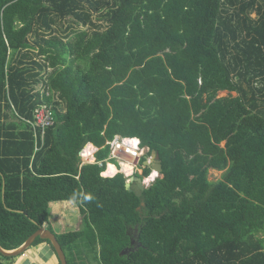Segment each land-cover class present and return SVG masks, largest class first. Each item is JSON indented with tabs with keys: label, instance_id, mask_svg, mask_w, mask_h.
Instances as JSON below:
<instances>
[{
	"label": "trees",
	"instance_id": "16d2710c",
	"mask_svg": "<svg viewBox=\"0 0 264 264\" xmlns=\"http://www.w3.org/2000/svg\"><path fill=\"white\" fill-rule=\"evenodd\" d=\"M65 20L87 31L59 37ZM39 85L58 99L43 139ZM116 135L159 155L139 198L80 160ZM64 201L83 222L56 235L71 264H264V0H0V247Z\"/></svg>",
	"mask_w": 264,
	"mask_h": 264
},
{
	"label": "built area",
	"instance_id": "2783aa9c",
	"mask_svg": "<svg viewBox=\"0 0 264 264\" xmlns=\"http://www.w3.org/2000/svg\"><path fill=\"white\" fill-rule=\"evenodd\" d=\"M39 96L41 99L43 97H51L52 103L48 104L43 102L38 104V106L33 110L32 120L26 121V123L32 129L34 137L40 135L43 139L45 131L54 124L55 118L53 113V104L58 99L55 93L49 92L47 89H44V87L39 90ZM105 146L109 147V156L103 161H96V158H94L95 153L99 150L98 148H93L94 152H92L91 156L87 158L83 156V152L85 151V149H83L79 153L80 158L82 159V165L96 164L98 167L103 168L104 171L100 174L103 178H112L117 174H122L126 183L129 182L131 177L139 176L145 187H149L157 178H159L160 174H157V176L153 178L151 182H146L152 177L155 171L150 169L151 158L148 156V149L141 148L140 141L137 138L116 135L113 140L107 141ZM143 149H147V151H144ZM112 160H116L119 167H117L115 164H110L109 161ZM144 161L147 162L148 166L144 165ZM124 166L131 168L129 174H126L123 170ZM109 167H113L115 169V173L112 176L106 177L105 174L109 171ZM146 169H150L151 171L147 176L144 175V171Z\"/></svg>",
	"mask_w": 264,
	"mask_h": 264
},
{
	"label": "water",
	"instance_id": "95a60500",
	"mask_svg": "<svg viewBox=\"0 0 264 264\" xmlns=\"http://www.w3.org/2000/svg\"><path fill=\"white\" fill-rule=\"evenodd\" d=\"M150 158V169L156 171L158 174H161L162 166L158 153L156 151H151ZM143 163L144 165H147L146 161H144ZM125 189L126 191L133 193L136 197L139 198L146 188L139 177L133 176L129 179V182L125 183ZM36 238L48 241L58 259L59 264H67L65 254L56 238V235L53 234L45 226L39 227L38 230L34 232L31 236H29L26 241L17 249L6 251L0 247V254L5 257L21 256L28 249L31 248Z\"/></svg>",
	"mask_w": 264,
	"mask_h": 264
},
{
	"label": "rangeland",
	"instance_id": "374dc122",
	"mask_svg": "<svg viewBox=\"0 0 264 264\" xmlns=\"http://www.w3.org/2000/svg\"><path fill=\"white\" fill-rule=\"evenodd\" d=\"M94 19H95V17H94ZM63 23H64L63 30L57 32L59 37H61L62 35L68 34V31H65L68 25H72V27L75 31H81V30L87 31V27H79V26L73 25V23L70 20H65ZM96 24H100V23H96ZM30 41L31 42L33 41V37H30ZM42 87H43L42 85L37 86L35 91L41 90ZM236 95H237L236 93L219 92L218 98H223V97H227V96L235 97ZM257 98H259V97L257 96ZM222 145H223V143H222ZM143 150L147 151V149H143ZM93 152H94V149H93ZM108 156H109V153H108ZM108 156L104 160H106L108 158ZM79 157H80V155H79ZM80 160L82 161L81 158H80ZM101 161H103V160H101ZM111 163H113L117 167H119L118 162L116 160H112ZM222 173L223 172L216 171V170H209L208 179L210 181H216V180L220 179ZM111 175H113V174H111ZM159 178H161V175L159 176ZM149 182H151V181H149ZM74 205H72V206H74ZM61 221H63V222H60V221H55V222L48 221L47 222L48 228L52 230L53 234L59 235L61 232V229L63 227H64L63 231H66V233H69L70 231L73 232V230L81 229L83 226L82 217H81L78 209L75 207L64 209V214H63V216H61ZM73 223H75L76 225ZM30 250H31V248L27 251L29 252ZM28 252H26L24 254H27ZM29 253H31V252H29ZM24 254H22V255H24ZM66 257L71 264L70 257H69L68 253H66Z\"/></svg>",
	"mask_w": 264,
	"mask_h": 264
},
{
	"label": "crops",
	"instance_id": "0c3cea01",
	"mask_svg": "<svg viewBox=\"0 0 264 264\" xmlns=\"http://www.w3.org/2000/svg\"><path fill=\"white\" fill-rule=\"evenodd\" d=\"M89 146H91V145H89ZM86 148H87V146L85 147V149ZM92 152H93V148H92L91 152H89L88 154L90 155V154H92ZM74 204H75L74 202H65V201L64 202H53V203H50L48 205V209H49L48 221H52V222L60 221V222H63V221H61V216H63V214H64V209L72 208V207H75V208L78 209L77 204H75V205ZM72 205H74V206H72ZM73 224H75V223H73ZM45 226L48 228L47 224H45ZM63 230H64V227L61 229L60 235L66 233V231H63ZM77 230H79V229H77ZM73 231H76V230H73ZM70 232H72V231H70ZM42 244H44V243H40V244H38V245H36L34 247H31V250L29 251L31 253L26 251V252H28L27 254L18 256L16 258V260L14 261V264H59L58 259H57L56 255H55L53 249L47 243L45 245H47V247L50 249L51 253L53 254L52 258H49V259L45 260L44 258H40L37 255L38 250H36V248L42 247Z\"/></svg>",
	"mask_w": 264,
	"mask_h": 264
},
{
	"label": "bare ground",
	"instance_id": "6f19581e",
	"mask_svg": "<svg viewBox=\"0 0 264 264\" xmlns=\"http://www.w3.org/2000/svg\"><path fill=\"white\" fill-rule=\"evenodd\" d=\"M91 150H92V147H91V146H87V148L85 149V151H84V153H83V156H84L85 158L90 157L91 154L89 155L88 153L91 152ZM90 160H91V159H90ZM123 170L125 171L126 174H129L130 171H131V168L128 167V166H124V167H123ZM109 173H110V174H114V173H115V169H114L113 167H109ZM157 174H158V173L155 171L154 174L152 175V177H151L150 179H148L146 182L149 183V181H152L153 178H155V177L157 176Z\"/></svg>",
	"mask_w": 264,
	"mask_h": 264
},
{
	"label": "clouds",
	"instance_id": "9594fccd",
	"mask_svg": "<svg viewBox=\"0 0 264 264\" xmlns=\"http://www.w3.org/2000/svg\"><path fill=\"white\" fill-rule=\"evenodd\" d=\"M34 93H39V91H34ZM34 95H35V94H34ZM54 123H55V121H54ZM53 125H54V124H53ZM89 145H91L92 148H96V147H94L92 144H87L86 146H89ZM86 146H85V147H86ZM85 147H84L83 149H85ZM141 148H142V147H141ZM143 148H145V147H143ZM83 149H82V150H83ZM98 149H99V148H98ZM82 150H81V151H82ZM81 151H80V152H81ZM95 154H96V153H95ZM94 158H95V155H94ZM96 161H97V160H96ZM109 163H110V164H113V163H111V161H109ZM145 166H148V165H145ZM150 172H151V171H150ZM149 174H150V173H149ZM149 174H148V175H149ZM117 175H118V174H117ZM121 175H122V174H121ZM144 175H145V174H144ZM115 176H116V175H115ZM115 176H114V177H115ZM146 176H147V175H146ZM135 177H139V176H135ZM112 178H113V177H112ZM139 178H140V177H139ZM125 183H126V182H125ZM145 188H148V187H145ZM43 226H45V224H44ZM45 227H46V226H45ZM46 228H47V227H46ZM47 229H48V228H47ZM50 231H51V230H50ZM51 232H52V231H51ZM44 244H46V243H44ZM49 245H50V244H49Z\"/></svg>",
	"mask_w": 264,
	"mask_h": 264
}]
</instances>
